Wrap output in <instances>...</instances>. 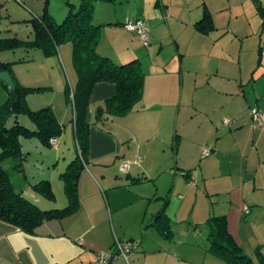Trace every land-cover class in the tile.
I'll list each match as a JSON object with an SVG mask.
<instances>
[{
  "label": "crops",
  "instance_id": "0c3cea01",
  "mask_svg": "<svg viewBox=\"0 0 264 264\" xmlns=\"http://www.w3.org/2000/svg\"><path fill=\"white\" fill-rule=\"evenodd\" d=\"M128 14L148 23L145 17H138L143 14L152 21L146 68L141 62L145 74L141 100L129 113L109 118L108 129L98 127L94 125L95 110L114 96L117 88L110 82L94 85L87 108L89 152L79 179V208L63 218L45 220L35 233L0 219V264H96L97 254L112 251L116 240L130 241L134 248L129 263L120 258L112 264H228L209 250V228H201L208 227L207 220L214 217L213 213L189 207L181 195V212H176L171 197L164 202V193L160 192L164 169L157 163V173L154 171L152 177L148 174L154 168L144 164L148 154L156 153L161 146L165 151L173 118L178 125L186 75L192 76L189 80L194 86L192 119L200 127L207 125L212 133L192 143L196 156L205 159L203 164L181 169L186 174L181 171L180 175L191 185L194 169L207 195H225L222 212L215 216L226 215L228 229L238 243L242 242L240 233L245 235L248 229L246 240L253 244L254 253L257 247L264 251V128L260 123L253 125L249 112L253 107L264 111V0L98 1L93 20L102 25L101 31L113 25L126 29L121 32V46L117 40L116 46L111 44L102 52V40L98 45L100 54L117 63L135 58L141 61L140 51L145 47L134 31L122 28ZM206 14L213 27L203 32L199 22ZM66 43L59 49L70 46L65 55L73 62V46ZM164 46L169 47L167 56ZM182 56L192 62L187 68ZM74 77L77 83V71ZM226 118L232 120L229 125L224 123ZM179 137L171 134L174 157L182 149ZM60 147L59 140L56 148ZM204 148L210 150L209 155L203 156ZM78 152L77 145L76 156ZM127 154L135 156L128 164ZM89 163L93 169L85 171ZM173 179L169 195L178 183L175 173ZM147 180H154L150 182L153 190L143 186L150 184H144ZM161 214L164 218L157 219ZM165 218L169 230L161 227ZM233 221L244 228H232ZM176 223L184 228H176Z\"/></svg>",
  "mask_w": 264,
  "mask_h": 264
},
{
  "label": "rangeland",
  "instance_id": "374dc122",
  "mask_svg": "<svg viewBox=\"0 0 264 264\" xmlns=\"http://www.w3.org/2000/svg\"><path fill=\"white\" fill-rule=\"evenodd\" d=\"M66 1L68 0H0V38L17 37L23 41L33 40L35 37L33 23L34 17L43 13L46 7V11H48L49 14H52L57 21L62 22L66 17L65 15L68 13ZM69 1L74 2L75 4L79 3V0ZM128 11L123 10V13L131 12L130 9ZM138 17H145L149 23V27H152V21L148 16L142 14ZM133 20L134 17L129 16L128 14L125 21L127 23ZM117 27L118 25H113V27L101 31L104 33L107 32L105 35L103 33L102 39L100 36V42L102 40L100 50L102 52L112 47L110 46L111 44L116 46L117 40H120L118 43L121 46L124 35V33L122 34L121 32L123 30L126 31V29H118ZM122 28L127 27L124 25ZM112 30H117L118 33ZM59 47L55 53H47L43 48L33 46H15L0 50V62H12L11 75L15 78L16 82L21 86L34 89L28 92L25 97L27 107L32 110H38L50 106L57 120L63 124V130L59 136L61 144L60 148L57 149L52 145L45 144L38 136L21 138L22 152L26 157L24 159L17 157L0 160V166L7 171L14 189L21 191L27 199L38 205L40 208L51 205L54 208H63L68 204L63 173L66 172L68 164L76 157L77 151L74 123L72 121V118L74 117V106L72 100L67 95L68 90H71L76 85V77H74L76 71L72 60L69 61L65 55L66 48L70 49L71 47L62 46L60 49ZM164 47L166 48L164 50V55L167 56V50L169 47ZM150 48L151 46H149V48L143 46L140 51L142 65H145L146 63L147 54L151 52ZM181 49V52L183 53L184 46H182ZM110 53L112 54V52ZM182 59L183 63H185L184 67L186 68L187 65L192 63L187 56H182ZM186 78L187 84L185 96L183 98L178 125L175 124L176 122L173 118V131L170 132L167 138L168 141L164 144L163 148L165 151H163L162 146L160 145L161 148H158L156 153L153 152L151 155L148 154V160L146 159L144 164L149 168H154V170L151 172L149 171L150 174H148V176L150 175L152 177L154 176V171L157 173L155 170V167H157L156 164L158 163L162 166L165 172H163L159 179L160 192L165 194H163L164 202H167L171 197L170 204L172 203L171 207L174 208L176 212L177 210L181 212L180 205L182 201L179 198V195H181L184 197L183 200L185 202L188 200L189 207L194 206L195 209L202 208L205 209L206 212L209 209V211L213 213L212 216H215L222 212L220 207L223 204L222 199L225 195H207L206 187L195 177L196 173H194V169H191V172L193 173L192 178L195 180H193L192 184L190 183L191 185H189L187 183L188 181L180 175V172L182 171L181 169L189 170L187 167L191 166L195 168L201 162L203 164L205 159L196 156L192 143L198 138L205 140V138L212 133L207 125L200 127V124H197L196 120L192 119L193 116H195L191 104L194 86L193 80H189L192 76L186 75ZM7 99L8 90L0 81V106L5 103ZM19 121L20 124L31 129H34L35 127L28 116H19ZM13 124L14 119H11L9 125ZM94 125L98 126L97 123ZM107 127H109V123L105 126L106 129H108ZM173 132L174 134H179V138L182 141V149L177 157H174L175 154L171 142V134ZM157 143L158 142H155V145ZM205 146H209V144H205ZM127 156L128 159H130L129 162H126L127 164L134 161L131 160V158L135 156H129L128 154ZM179 156L181 158L180 162ZM136 159H140L141 161L140 156H137ZM137 161L136 163H138ZM132 166L135 167V165ZM89 168L93 169L91 164L85 168V171H88ZM204 169H206V167H204ZM174 173L175 177H178V183L176 185V190L169 195L168 190L174 180ZM142 176L145 177V175ZM44 180L50 182V190L56 197L55 201L48 199V196L42 190L44 189ZM150 182H154V180H147V183L144 184H149ZM143 186H149L150 188H148V190L154 187L153 183ZM210 199H212V203ZM183 217H185V219L188 218V215H185V211ZM176 224H178V226L175 225L176 228H184V225H180V223ZM234 224L233 221L232 228L234 229L241 230L244 228L241 224H239L240 227L237 223ZM201 228L206 230L208 227L202 225ZM241 234L242 233H240L242 242L240 243L239 241L240 245H242L244 252L248 256L254 257L255 250L253 251L251 248L253 244L248 243V239L246 240V237L250 236L249 230H246L245 235L244 233L243 235Z\"/></svg>",
  "mask_w": 264,
  "mask_h": 264
},
{
  "label": "trees",
  "instance_id": "16d2710c",
  "mask_svg": "<svg viewBox=\"0 0 264 264\" xmlns=\"http://www.w3.org/2000/svg\"><path fill=\"white\" fill-rule=\"evenodd\" d=\"M98 1L115 2V0H80L75 4L68 1V13L62 22L56 21L46 10L34 17L33 40L23 41L17 37L0 38V50L15 46H33L43 48L47 53H55L59 45L70 42L73 46V62L78 75L75 87L69 89L67 94L74 106L72 121L80 150L63 173L68 204L63 208H40L27 199L21 191L14 189L7 171L0 166V219L27 233H35L36 228L45 220L63 218L79 208V179L89 152L90 123L87 120V108L94 85L98 82H110L117 88L116 94L106 99L95 110V122L100 127L107 126V120L113 116L129 113L141 100L143 94L145 74L138 58L117 63L98 51L102 25L94 23L93 20V9ZM199 24L203 32L213 27L208 14ZM11 64L12 62H0V72L7 70L11 74ZM14 81L15 93L8 92L7 101L0 106V160L26 157L22 152L21 138L38 136L45 144L51 145L50 139L54 136L59 137L63 130V124L57 120L50 106L38 110L27 107L25 97L34 89L21 86L15 78ZM21 115L29 117L35 126L34 129L19 123ZM11 119H14L13 125H9ZM182 174L186 173L182 171ZM43 184L42 190L48 199L55 201L56 197L50 190V182L44 180ZM162 215L157 219L164 218ZM162 222L163 230H169L168 219L165 218ZM207 225L211 241L209 250L228 264H264L262 248L257 247L255 258L244 252L228 229L226 215L209 218ZM167 235L169 236L170 233Z\"/></svg>",
  "mask_w": 264,
  "mask_h": 264
},
{
  "label": "built area",
  "instance_id": "2783aa9c",
  "mask_svg": "<svg viewBox=\"0 0 264 264\" xmlns=\"http://www.w3.org/2000/svg\"><path fill=\"white\" fill-rule=\"evenodd\" d=\"M126 27L128 30L134 31L140 41L145 45V47H149V31L150 27L146 20L142 18H137L133 21H129L126 23ZM249 112L252 117L253 125L262 124L264 128V111L259 110L256 107L249 108ZM232 122L231 119L226 118L224 123L229 125ZM50 144L54 147H58L59 145V137L54 136L50 139ZM210 150L208 148H204L203 156L209 155ZM124 170H127V167H124ZM133 243L130 241L121 242L116 240L114 249L112 251L104 250L100 251L97 254L96 264H112L115 260L123 258L129 263V258L133 252Z\"/></svg>",
  "mask_w": 264,
  "mask_h": 264
},
{
  "label": "water",
  "instance_id": "95a60500",
  "mask_svg": "<svg viewBox=\"0 0 264 264\" xmlns=\"http://www.w3.org/2000/svg\"><path fill=\"white\" fill-rule=\"evenodd\" d=\"M0 81L7 88L9 93H15L16 84L13 76L10 74L9 71L4 70L0 72Z\"/></svg>",
  "mask_w": 264,
  "mask_h": 264
}]
</instances>
